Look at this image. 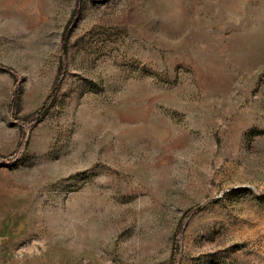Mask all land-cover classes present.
<instances>
[{
	"label": "rangeland",
	"instance_id": "obj_1",
	"mask_svg": "<svg viewBox=\"0 0 264 264\" xmlns=\"http://www.w3.org/2000/svg\"><path fill=\"white\" fill-rule=\"evenodd\" d=\"M0 264H264V0H0Z\"/></svg>",
	"mask_w": 264,
	"mask_h": 264
}]
</instances>
